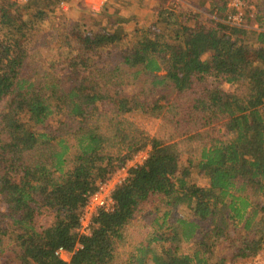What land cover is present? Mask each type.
<instances>
[{"label":"trees","instance_id":"obj_1","mask_svg":"<svg viewBox=\"0 0 264 264\" xmlns=\"http://www.w3.org/2000/svg\"><path fill=\"white\" fill-rule=\"evenodd\" d=\"M230 1L197 0L194 18L210 15V24L193 28L186 17L173 35L178 46L164 40L170 17L158 19L130 53L109 56L79 85L26 73L24 33L0 42V264H226L264 251V0L239 10ZM7 12L0 7L6 26L14 18ZM238 13L240 22L228 21ZM247 34L260 46L259 68L250 66ZM91 35L76 28L82 54L72 52L71 69L95 67L94 47L111 38ZM209 49L214 55L203 60ZM127 86L134 89L125 95L128 117L96 125L94 112ZM54 117L57 126L48 128ZM134 117L158 122L155 134ZM219 124L226 130L208 139ZM147 149L148 159L116 190L114 211L99 213L81 235L84 197ZM138 219L150 234L126 251ZM60 249L67 262L55 255Z\"/></svg>","mask_w":264,"mask_h":264},{"label":"rangeland","instance_id":"obj_2","mask_svg":"<svg viewBox=\"0 0 264 264\" xmlns=\"http://www.w3.org/2000/svg\"><path fill=\"white\" fill-rule=\"evenodd\" d=\"M250 1L252 0H246L247 6L251 4ZM11 3L14 4V8L8 5ZM196 4L197 0H0V7H4L9 11L8 14L14 16L11 20L12 23L8 26L1 22L0 42L5 44L7 40L16 38L19 33H24L29 37L25 45L26 51L29 52L27 66H25L26 73L31 72L39 76L42 71L58 78L60 83L66 86L72 85L74 80L79 85L82 82L79 78L87 75L89 78H94L97 71L104 68L103 61L107 60L109 56H123L130 53L131 46L135 42H139L145 33L150 32L158 19L167 22V16L170 17L167 35L164 33V40L167 44L178 46L177 41L173 40L175 29L179 28V25L185 24L186 17L194 18L193 13L200 12ZM211 17L203 14L199 19L194 18L191 26L193 28L208 26ZM76 28H84L92 34L94 39L105 34L111 36V38L100 42L99 47H94V52L97 51L93 59L95 67L91 65L86 68L84 64L72 69L69 67V59H73L72 52L78 55L82 54L81 48L76 46L74 36ZM170 31H172L171 35ZM178 36L180 35L178 34ZM243 38L251 68L261 67L262 64L257 56L260 46L255 43L250 34ZM213 55V50H206L202 59L208 60ZM168 70H173V63L170 67L168 66ZM196 82L199 86L209 84L208 81L196 80ZM223 89L227 93L234 92V87L231 85L224 84ZM133 90L132 87L127 86L123 93L124 96L98 108L94 112V123L104 126L120 118H127L129 114L125 105L126 96L131 95ZM3 109H5L4 104L0 106V112ZM57 120V117L49 119L47 127L55 128ZM132 120L140 127L146 128L151 135L157 131L158 122L151 121L150 123L135 117ZM225 130L223 124L211 128L210 134L208 132V139L212 140L219 131L224 132ZM178 164L181 171L188 167L183 148ZM191 171L193 172V170ZM198 175L199 172L192 174L194 178H198ZM200 179L201 186H204V179ZM262 204H264L263 201ZM160 205H156L158 212L162 208ZM4 209L0 199V211L3 212ZM162 212L163 210L160 211V213ZM184 215L183 213L179 214V216ZM149 234L150 229L143 220L133 221L128 228L126 251H135L138 244L143 242ZM119 252L122 253V251ZM65 260L67 261L66 257ZM226 264H264V251L256 256L232 259Z\"/></svg>","mask_w":264,"mask_h":264},{"label":"built area","instance_id":"obj_3","mask_svg":"<svg viewBox=\"0 0 264 264\" xmlns=\"http://www.w3.org/2000/svg\"><path fill=\"white\" fill-rule=\"evenodd\" d=\"M231 7L239 10L246 6V2L242 0H232ZM241 14L232 15L228 21L240 22ZM149 150L139 151L127 163L107 174L106 178L99 181L97 188L89 195L84 197V205L79 219V232L81 235H89L92 228V223L95 217L101 213H111L115 209L114 194L116 190L122 186L129 178L132 170L142 166L148 159ZM55 255L67 262L69 254L65 250H58ZM67 258V261L65 260Z\"/></svg>","mask_w":264,"mask_h":264}]
</instances>
